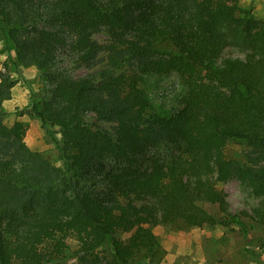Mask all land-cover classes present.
<instances>
[{
    "label": "trees",
    "instance_id": "16d2710c",
    "mask_svg": "<svg viewBox=\"0 0 264 264\" xmlns=\"http://www.w3.org/2000/svg\"><path fill=\"white\" fill-rule=\"evenodd\" d=\"M233 11L218 0H0L11 64L49 83L16 115L40 121L58 159L24 144L22 121L5 124L15 82L2 74L0 264H55L67 238L82 264H151L159 223L246 229L218 181L243 183L261 198L251 218L264 216V39ZM231 38L248 44L243 58L223 56ZM59 52L89 72L58 67ZM172 72L181 91L167 106L150 85ZM165 143L177 151L161 158Z\"/></svg>",
    "mask_w": 264,
    "mask_h": 264
},
{
    "label": "rangeland",
    "instance_id": "374dc122",
    "mask_svg": "<svg viewBox=\"0 0 264 264\" xmlns=\"http://www.w3.org/2000/svg\"><path fill=\"white\" fill-rule=\"evenodd\" d=\"M221 5L233 9L235 17L257 21L251 32L257 40L264 39V0H218ZM245 21V20H244ZM261 27V28H259ZM99 44L105 45L110 39L109 30L100 28L94 34ZM230 43L223 51L224 57L243 58L248 51V44L239 39L231 38ZM13 57V52H10ZM105 56H100V61ZM58 67L70 70L71 73L80 76L89 71L84 67H74L70 56L65 52L57 53ZM58 69L57 67H55ZM8 75L13 79L14 86L11 89L10 99L2 105L4 122L12 124L14 120H20L25 124L26 130L23 137L24 144L33 151L44 155L52 164L57 165V151L49 141L40 121L27 116L17 117L16 110L25 107L32 94L43 96L48 89L47 79L33 66L19 67L18 71L8 58L6 44L0 35V76ZM156 85H150L151 97L165 96L164 103L169 106L174 103L181 89L176 73L172 72L164 79L155 81ZM95 119L93 114L88 121ZM108 127L109 124L99 123ZM55 131L56 129L53 128ZM57 139L60 134L54 132ZM243 147L236 143L228 144L229 151L241 153ZM177 151L174 144L165 143L157 149V156L161 158ZM147 157L144 158V160ZM147 164L143 161V167ZM216 188L225 194L228 213L239 217L246 225V229L228 224L225 226L189 227L181 222L159 223L150 228L158 241V247L152 257L147 260L151 264H264V216L259 219L251 218L253 210L260 206L261 198L250 194L247 187L238 180L216 182ZM205 209L214 215H222L216 206L205 205ZM66 243L70 246L62 260L55 264H82L76 255V243L67 238Z\"/></svg>",
    "mask_w": 264,
    "mask_h": 264
}]
</instances>
